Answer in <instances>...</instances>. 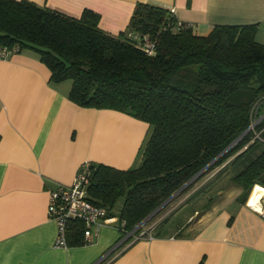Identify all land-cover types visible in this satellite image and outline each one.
<instances>
[{"label":"trees","instance_id":"1","mask_svg":"<svg viewBox=\"0 0 264 264\" xmlns=\"http://www.w3.org/2000/svg\"><path fill=\"white\" fill-rule=\"evenodd\" d=\"M99 19L91 9L72 17L28 0H0V45L37 52L50 80H70L75 104L117 110L150 127L138 167L90 163L88 199L132 230L204 171L232 168L229 184L243 204L254 185L264 187V117L242 135L255 104L264 115L257 24L216 25L197 35L170 10L141 2L128 34L103 31ZM83 231L70 220L67 245L86 244Z\"/></svg>","mask_w":264,"mask_h":264},{"label":"crops","instance_id":"2","mask_svg":"<svg viewBox=\"0 0 264 264\" xmlns=\"http://www.w3.org/2000/svg\"><path fill=\"white\" fill-rule=\"evenodd\" d=\"M28 1L72 17L91 9L112 35L128 34L135 5L149 3L171 10L197 35L216 25L257 24L255 38L264 44V0ZM70 86L50 80L32 49L0 59V264H264V197L259 210L238 195L201 214L194 209L167 233L148 230L149 239L122 241L121 221L109 216L86 244L55 246L49 191L71 184L86 161L138 167L150 133L126 113L75 104Z\"/></svg>","mask_w":264,"mask_h":264},{"label":"built area","instance_id":"3","mask_svg":"<svg viewBox=\"0 0 264 264\" xmlns=\"http://www.w3.org/2000/svg\"><path fill=\"white\" fill-rule=\"evenodd\" d=\"M171 13L173 14L172 11ZM176 21L178 24L182 23L178 20ZM188 26L191 27V25ZM132 37L134 39L138 38L136 35H132ZM142 48L147 54L153 52V44L148 40H144ZM13 51L14 49L0 45V59H6ZM258 106L259 104L254 105L252 116L254 113H257ZM262 117H264V115L260 116L259 120H261ZM256 137H258V133H256ZM90 166V162H83L71 184L58 186L49 191L47 214L49 218L55 220L58 227L55 246L67 245L66 233L70 220H79L83 223V237L84 240L88 242L101 221L108 217L109 210L107 207L96 205L87 197L86 187L89 183ZM140 225H142V223L135 226L132 230H126L125 223L121 221V230L123 232L122 241L130 237L151 238L152 236L148 233V230H141L138 234H135V230L139 228Z\"/></svg>","mask_w":264,"mask_h":264},{"label":"rangeland","instance_id":"4","mask_svg":"<svg viewBox=\"0 0 264 264\" xmlns=\"http://www.w3.org/2000/svg\"><path fill=\"white\" fill-rule=\"evenodd\" d=\"M260 116L261 114L258 113L253 114L250 123L251 131H255L260 122ZM219 169L220 167L210 172L204 171L195 177L189 185L165 202L153 216L145 222L142 221V225L135 231L154 229V232L159 230L161 233H167L179 226L186 215L191 214L194 209H198L201 214L200 211L205 208H211L220 205V203L224 204L227 201L231 202L235 196L240 194L237 189L235 190V187L229 184L233 169L225 167L218 173ZM119 205L118 201L115 209ZM166 217L167 219L164 221Z\"/></svg>","mask_w":264,"mask_h":264},{"label":"bare ground","instance_id":"5","mask_svg":"<svg viewBox=\"0 0 264 264\" xmlns=\"http://www.w3.org/2000/svg\"><path fill=\"white\" fill-rule=\"evenodd\" d=\"M264 197V187L260 185H256L252 188L248 199H247V204L257 210L260 209V199Z\"/></svg>","mask_w":264,"mask_h":264},{"label":"water","instance_id":"6","mask_svg":"<svg viewBox=\"0 0 264 264\" xmlns=\"http://www.w3.org/2000/svg\"><path fill=\"white\" fill-rule=\"evenodd\" d=\"M251 130V127H250V125H249V127L245 130V132L242 134V135H244L245 133H247L248 131H250ZM242 135L239 137V138H237L235 141H234V143L235 142H237L241 137H242ZM229 147H231V145L229 146ZM186 185V184H185ZM174 195H176V194H174ZM173 195V196H174ZM172 196V197H173ZM161 207V206H160ZM160 207L158 208V209H156L154 212H152L147 218H145L144 220H143V222H145L149 217H151V216H153L159 209H160Z\"/></svg>","mask_w":264,"mask_h":264}]
</instances>
